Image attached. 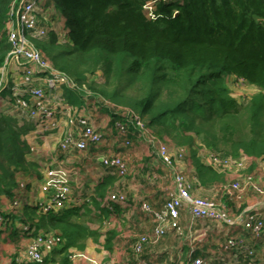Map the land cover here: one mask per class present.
Instances as JSON below:
<instances>
[{
  "label": "trees",
  "instance_id": "obj_1",
  "mask_svg": "<svg viewBox=\"0 0 264 264\" xmlns=\"http://www.w3.org/2000/svg\"><path fill=\"white\" fill-rule=\"evenodd\" d=\"M19 1L0 0V70L11 50L6 20ZM55 2L66 18V38L60 41L51 31L36 44L55 68L80 87L86 85L90 93L80 90L81 96L106 106L111 126L122 117L100 98L133 109L157 137L190 147L196 176L205 186L222 181L224 175L202 160V146L236 159H264V0L159 1L155 19L145 15L146 0ZM99 72L102 83L93 79ZM227 76L239 77L259 91L241 103L232 95ZM5 91L0 88V96ZM33 128L15 114L0 111L4 187L9 181L11 187L15 184L17 170L27 169L31 147L24 136ZM132 131L139 135L128 123V134ZM114 180L98 187L101 197ZM36 209L44 213L41 206ZM37 227L58 229L66 251L83 248L79 242L100 235L87 228L79 209L72 207L45 212ZM117 234L107 233L105 247L110 251ZM240 260L249 262L244 255ZM62 261L70 262L68 256Z\"/></svg>",
  "mask_w": 264,
  "mask_h": 264
},
{
  "label": "crops",
  "instance_id": "obj_2",
  "mask_svg": "<svg viewBox=\"0 0 264 264\" xmlns=\"http://www.w3.org/2000/svg\"><path fill=\"white\" fill-rule=\"evenodd\" d=\"M52 0H46L43 5H50ZM69 91L68 101L79 107L86 114L92 116V120L97 127L107 133L103 143L92 146L88 151L71 149L63 151L60 147V138L64 131V126L60 130L40 135L37 138L29 136L31 151L26 155L27 169L17 170L14 174V182L11 181L4 187L0 184V211L9 220L0 223V264H32L25 261L23 254L30 242L41 233H57L58 229L38 228L43 214L36 209L49 197L42 189L46 183L45 170L47 165L63 171L69 179L72 187V197L78 200V205L71 207L79 209L83 215L85 226L100 235L96 239L88 236L79 242L83 248L76 246L68 247L65 240L56 244L52 250L46 252L48 264H64V256L69 257V264H94L92 260H97L99 264H171L177 257L186 259L193 255L203 256L213 260L215 264H229L235 262L233 252H223V245L228 236L234 234H245L248 238H253L243 230L242 225L227 226L225 224L215 225L216 229L210 226L198 227L199 223H192L187 209L181 212V225L184 234L169 233L157 242L150 243L141 256L137 257L133 251V244L137 237L144 233H152L156 226L153 215L147 214L141 207L142 202H149L155 210H161L166 202L167 193L175 188L174 179L170 170L163 164L157 154L156 146L147 137H139L135 132H130L128 137L133 144L124 147L119 144V138L114 130L109 133L112 113L106 106L97 99L85 101L80 90L64 87ZM64 89L61 93L64 95ZM112 109V108H110ZM0 111L15 114L17 112L10 103L1 108ZM114 112V110H111ZM23 122V119H20ZM30 130L33 132L36 128ZM116 137V139L114 138ZM169 142V141H168ZM172 148H177L169 142ZM104 154H120L124 156L129 165V174L126 178L118 177L113 170L107 169L102 163ZM247 157V156H246ZM191 181V192L194 196H204L209 198H220L223 195V185L232 178V173L222 172L223 180L211 186L200 183L196 176V168L191 160V154L186 157V161L179 163ZM77 171L76 175H71ZM221 172V171H219ZM243 173H252L256 176L258 183L264 187V160L247 157L246 170ZM114 177L113 184L109 185L105 195L101 197L98 187L109 178ZM20 183H24L22 188ZM9 188L8 191L5 189ZM123 191L127 194L126 203L109 202L110 193ZM14 200L19 201L17 207H13ZM110 205L114 210H110ZM234 215H237L241 208L252 207L254 211L261 212L264 218V194H259L252 189H248L242 200L228 201ZM60 211V210H59ZM218 226V227H217ZM103 227L105 232L116 230L118 232L114 239L113 250L105 247L106 235L100 231ZM28 229V230H27ZM107 230V231H106ZM218 237L219 244H222L218 252L202 247L197 241L199 236L209 235ZM253 242V240H250ZM257 242L258 255L255 264H264V236ZM261 249V250H260ZM193 254V255H191Z\"/></svg>",
  "mask_w": 264,
  "mask_h": 264
},
{
  "label": "built area",
  "instance_id": "obj_3",
  "mask_svg": "<svg viewBox=\"0 0 264 264\" xmlns=\"http://www.w3.org/2000/svg\"><path fill=\"white\" fill-rule=\"evenodd\" d=\"M159 1L171 0H146L143 8L149 19L157 17L155 11ZM42 6V0H20L16 9L10 11L6 28L11 50L0 70V88L10 89L9 103L17 115L23 119L35 120V130L24 136L29 144L30 135L37 138L60 130L64 126L59 141L61 149L88 151L92 146L103 143L107 133L95 125L91 115L71 104L61 93L64 87L85 90L88 93L90 91L86 85L80 87L67 73L55 68L49 58L38 48L35 40L48 37L51 30L55 31L49 26L48 17L42 14ZM176 13L177 11L174 12ZM83 97L85 101H88L87 94ZM100 100L114 108L117 116L122 117V121H117L108 132L117 131L122 137L123 146L130 147L133 141L128 137V123L133 124L139 131V137H147L156 146L159 158L170 170L174 179L175 188L168 191L166 202L161 210H155L147 201L142 202V209L147 214L153 215L156 226L152 233H144L137 237L133 244L135 255L141 256L147 245L159 241L169 233L183 236L181 212L187 209L192 223L195 224L210 222L216 225H242L243 230L248 234L251 233L253 238L238 233L230 235L222 249L224 253L233 252L234 264H243L240 260L241 255L249 258L248 264H254L252 260L258 255V244L255 241H260L264 236L263 215L261 212L254 211L252 207L242 210L240 214L238 213L239 215H234L228 205L229 200H242L243 194L248 189L264 194V187L258 183L254 174L238 173V170L246 168L247 157L236 159L231 156H222L202 146L199 149H203V154L200 155L202 160L218 171L227 172V174L231 172L234 179L231 178L224 183L223 195L220 198L194 196L191 192L190 177L179 166V163L186 161V157L190 155V147L172 148L168 141L160 140L133 109L116 107L104 98ZM102 163L105 168L113 170L120 178H126L129 174L128 162L120 154H104ZM76 174L77 171H73L71 175ZM45 177L47 181L42 185V189L49 193V197L39 204L44 212L59 211L80 203L72 197L71 183L62 170L57 171L47 165ZM20 186L23 188L25 184L20 183ZM108 201L123 204L128 201V197L125 192L116 191L110 193ZM18 205L19 201L14 200L13 207ZM109 208L114 210L112 205ZM7 220L9 218L0 211V223H5ZM62 241L63 238L57 233H41L30 242L23 257L25 261L32 264H48L46 252ZM92 261L94 264H99L97 260ZM171 264L215 263L210 258L193 255L186 259L177 257Z\"/></svg>",
  "mask_w": 264,
  "mask_h": 264
},
{
  "label": "rangeland",
  "instance_id": "obj_4",
  "mask_svg": "<svg viewBox=\"0 0 264 264\" xmlns=\"http://www.w3.org/2000/svg\"><path fill=\"white\" fill-rule=\"evenodd\" d=\"M44 1H46V0H42V2H44ZM55 3H56L55 0H52L50 5H48V6L43 5L42 6V14L48 17L49 26L52 27L55 30L54 32L57 34L58 39H60V41H64V39L66 38V34L68 33V29L65 26L66 18H65L64 13H62V12H60L58 10V8L56 7ZM6 27H8L7 23H6ZM51 31H53V30H51ZM93 79H95L98 83H102L104 81V75L102 74V72H99L97 75H95L93 77ZM226 81H227V83H228V85H229V87L231 89L232 95L241 103L242 102H247L251 98V96L253 94H255V93H257L259 91L257 87L247 84L243 79H241L239 77L227 76L226 77ZM65 96L69 97V91H67V89H64V97ZM9 97H11V91H10V89H6V91L4 93V96L0 97V106H1V108L5 107L6 103L10 102L9 99H8ZM86 98L89 101V98L88 97H86ZM75 104L77 105L76 107L79 108V105H80L79 102H76ZM108 108H110V107H108ZM112 109H114V108H112ZM19 117L21 119H23L21 116H19ZM23 120L28 122V123H30L31 125H35V120H28V119H23ZM117 135H119V134L117 133ZM114 138L116 139V137H114ZM159 139L165 141L166 138H159ZM118 140H119L118 141L119 144H121L122 143V138H119ZM198 154L202 155L203 154V149L199 150ZM259 159H263V158L260 157ZM245 170H246V168L244 170H242V169L238 170V173L243 175L244 174L243 171H245ZM232 178L234 179V177H232ZM248 207L249 206L241 208V211L246 209V208H248ZM241 211L239 212V214L241 213ZM239 214H237V215H239ZM198 225H199L198 227L210 226L211 228L216 229V227H215L216 224H213V223H210V222L199 223ZM100 230H102L100 232L102 234H105L106 237H107L108 231L106 230L107 233L105 232V229L103 231V227H101ZM197 241L199 242V244H204L202 247L206 246L207 248L211 249V251H210L211 254H212L213 251L214 252H218V249L220 250V247H222L221 246L222 244H219L222 240L219 241L218 237L215 234H214L213 237L209 236V235L199 236ZM262 249H264V248H262ZM256 258L257 257H255L252 260V262L254 264H255ZM229 264H234V263L233 262H229Z\"/></svg>",
  "mask_w": 264,
  "mask_h": 264
},
{
  "label": "water",
  "instance_id": "obj_5",
  "mask_svg": "<svg viewBox=\"0 0 264 264\" xmlns=\"http://www.w3.org/2000/svg\"><path fill=\"white\" fill-rule=\"evenodd\" d=\"M22 1H24V0H22Z\"/></svg>",
  "mask_w": 264,
  "mask_h": 264
}]
</instances>
